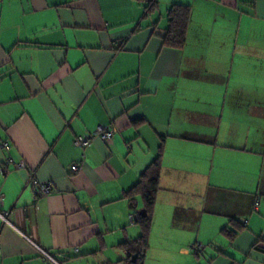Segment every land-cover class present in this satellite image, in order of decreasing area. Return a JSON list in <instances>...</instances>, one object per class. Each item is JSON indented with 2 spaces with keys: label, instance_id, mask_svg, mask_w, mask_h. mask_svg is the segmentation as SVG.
<instances>
[{
  "label": "crops",
  "instance_id": "crops-1",
  "mask_svg": "<svg viewBox=\"0 0 264 264\" xmlns=\"http://www.w3.org/2000/svg\"><path fill=\"white\" fill-rule=\"evenodd\" d=\"M262 85L264 0H0V264H127L126 192L160 146L142 264H264ZM98 128L109 142L72 145ZM32 179L54 189L35 199Z\"/></svg>",
  "mask_w": 264,
  "mask_h": 264
},
{
  "label": "trees",
  "instance_id": "trees-1",
  "mask_svg": "<svg viewBox=\"0 0 264 264\" xmlns=\"http://www.w3.org/2000/svg\"><path fill=\"white\" fill-rule=\"evenodd\" d=\"M188 16L189 7L180 5H172L170 7L168 11L169 24L163 38V44L165 46L179 48L184 44ZM261 153L264 155V149H262ZM161 157L162 148L160 146L156 157L143 173H141L136 184L126 192V196L130 200L132 206L134 202L133 196L140 194L143 202V210L145 212L144 216L139 215L137 211L131 215L132 221L138 224L140 228L139 235L134 239L126 240L121 243L122 248L127 251L129 256H135L134 259H129L127 264H142L144 254L148 248L152 210L158 190ZM222 232L226 235L233 236V234L228 231L227 227L223 228Z\"/></svg>",
  "mask_w": 264,
  "mask_h": 264
},
{
  "label": "built area",
  "instance_id": "built-area-1",
  "mask_svg": "<svg viewBox=\"0 0 264 264\" xmlns=\"http://www.w3.org/2000/svg\"><path fill=\"white\" fill-rule=\"evenodd\" d=\"M111 137H112V129L111 128H104V129L98 128L96 131H94L92 133H88V134H84V135H78V136L74 137L72 139V145L76 148L84 149L91 144V142L94 138H99L104 142H109ZM2 145H3V147H5L7 145V143L4 142ZM8 162H12L15 164V166H18V167L23 166L22 162L15 163L12 160V158H8L6 160V163H8ZM1 167H2V165L0 164V168ZM79 169H80V166L78 164H74L68 168V171H70L71 173H74V172L79 171ZM32 184L34 185L33 186V194H34L35 199L40 197L41 195H44L46 193L51 192L54 189V183L51 180L37 181L36 179H32ZM252 210L254 212H258V200L257 199L253 203ZM0 219L3 223L10 225L8 222L7 212H0ZM192 248L193 249H200L201 246L194 244L192 246ZM43 256L45 258H50L46 253H43Z\"/></svg>",
  "mask_w": 264,
  "mask_h": 264
},
{
  "label": "rangeland",
  "instance_id": "rangeland-1",
  "mask_svg": "<svg viewBox=\"0 0 264 264\" xmlns=\"http://www.w3.org/2000/svg\"><path fill=\"white\" fill-rule=\"evenodd\" d=\"M262 86H264V85H262ZM247 92V91H246ZM230 93H232V86H231V88H230ZM260 102L261 103H264V90H262V95H261V97H260ZM260 163H261V161L260 160H258L256 163H255V166H260ZM258 167H255V169H254V172L255 173H259L260 171L258 170ZM257 181H259V177L258 176H256V180H255V182L253 183V185H254V187L256 188L257 187ZM252 186V185H251ZM199 244H201V243H199ZM190 246V245H189ZM201 246H202V244H201ZM204 246V245H203ZM202 246V247H203ZM155 247H153L152 248V246H150V249H154ZM190 248L191 249H193L191 246H190ZM205 249L206 248H202L201 250L199 249V251L197 250V252L196 251H194V250H192V251H190L191 253H192V255L193 254H196V255H198V257L199 256H201L204 252H205ZM157 251L155 250L154 251V253H156ZM153 253V254H154ZM201 253V254H200ZM146 261H145V264H156V261H155V259H154V257L148 252V254H147V256H146ZM165 259L167 260V258L165 257ZM184 263V260H180V259H175V258H173V257H171V259L168 261H162L161 262V264H183Z\"/></svg>",
  "mask_w": 264,
  "mask_h": 264
},
{
  "label": "water",
  "instance_id": "water-1",
  "mask_svg": "<svg viewBox=\"0 0 264 264\" xmlns=\"http://www.w3.org/2000/svg\"><path fill=\"white\" fill-rule=\"evenodd\" d=\"M138 214L144 216L145 215V212H144V210H140L138 212ZM134 258H135V256L131 257V260L134 259Z\"/></svg>",
  "mask_w": 264,
  "mask_h": 264
}]
</instances>
